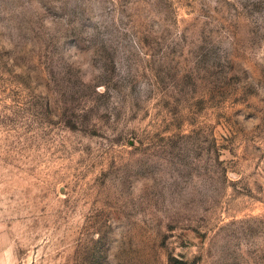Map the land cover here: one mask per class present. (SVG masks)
<instances>
[{
  "label": "rangeland",
  "instance_id": "1",
  "mask_svg": "<svg viewBox=\"0 0 264 264\" xmlns=\"http://www.w3.org/2000/svg\"><path fill=\"white\" fill-rule=\"evenodd\" d=\"M0 264H264V0H0Z\"/></svg>",
  "mask_w": 264,
  "mask_h": 264
}]
</instances>
